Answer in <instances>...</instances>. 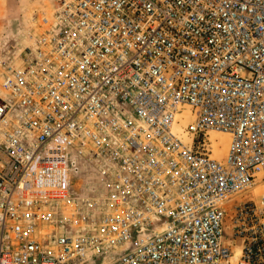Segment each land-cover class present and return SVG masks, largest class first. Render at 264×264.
<instances>
[{"label":"built area","instance_id":"obj_1","mask_svg":"<svg viewBox=\"0 0 264 264\" xmlns=\"http://www.w3.org/2000/svg\"><path fill=\"white\" fill-rule=\"evenodd\" d=\"M3 64L0 264H264V0H50Z\"/></svg>","mask_w":264,"mask_h":264},{"label":"rangeland","instance_id":"obj_2","mask_svg":"<svg viewBox=\"0 0 264 264\" xmlns=\"http://www.w3.org/2000/svg\"><path fill=\"white\" fill-rule=\"evenodd\" d=\"M48 6L50 0H0V74L6 68L4 61L17 63L27 45L28 32ZM215 136L220 143L215 145L214 156L222 160L227 157L231 139L227 134ZM253 193L254 198L264 194V185Z\"/></svg>","mask_w":264,"mask_h":264},{"label":"bare ground","instance_id":"obj_3","mask_svg":"<svg viewBox=\"0 0 264 264\" xmlns=\"http://www.w3.org/2000/svg\"><path fill=\"white\" fill-rule=\"evenodd\" d=\"M186 115H189V109H187L186 110ZM216 135H218V134H216ZM222 139L224 140V137H222ZM220 143V141L218 142V144ZM239 252H240V249L239 250H237V253L239 254Z\"/></svg>","mask_w":264,"mask_h":264}]
</instances>
